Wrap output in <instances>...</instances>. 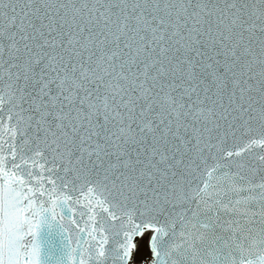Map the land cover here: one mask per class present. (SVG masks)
Segmentation results:
<instances>
[{
	"label": "snow or ice",
	"instance_id": "6c2138e0",
	"mask_svg": "<svg viewBox=\"0 0 264 264\" xmlns=\"http://www.w3.org/2000/svg\"><path fill=\"white\" fill-rule=\"evenodd\" d=\"M0 264H264V0H0Z\"/></svg>",
	"mask_w": 264,
	"mask_h": 264
}]
</instances>
